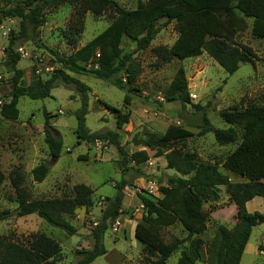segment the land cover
Segmentation results:
<instances>
[{"label": "rangeland", "instance_id": "obj_1", "mask_svg": "<svg viewBox=\"0 0 264 264\" xmlns=\"http://www.w3.org/2000/svg\"><path fill=\"white\" fill-rule=\"evenodd\" d=\"M112 1L117 3V7H109L99 16L87 14L80 34L73 33L71 29L76 9L64 4L47 12L45 25L36 33L18 38L15 51L19 53V49L23 48L30 54L29 58L20 55L21 61L17 65L24 72L23 84L28 86L36 80L48 79L55 70L61 68L55 54L59 57L69 56L81 49L119 16V9L134 10L147 0ZM22 5L23 0H0V10ZM2 21L8 25L10 35L7 38L0 37V98L9 102L14 73L5 50L11 41V33L20 32V20L3 17ZM251 24L252 21L248 20L249 28L237 35L236 42L253 50L254 64L241 65L233 75L227 74L206 53L184 61L169 58L166 50L172 47L179 36L176 22L162 20L157 23L158 34L150 47L143 51H136V44L124 39L122 49L133 53L134 61L141 68V74L130 88H138L140 92L133 91L134 95L141 94L154 103L147 105L135 97L127 109L130 111V121L120 131L116 125V114L107 106L125 111V93L105 81L67 72L89 89L86 117L88 132L99 135L118 133L120 147L127 153L125 159L119 147L110 140H104L108 142L106 148L101 149L78 140L75 134L76 113L82 103L81 94L75 85H68L58 79L53 85L52 97L44 100L20 98L18 120L8 121L0 116V170L5 176L0 185V211L11 213L8 220L0 223V240L7 238L27 245L33 238L44 235L61 246V252L53 259V264H76L80 259L77 252L93 247L92 230L106 208L107 199L114 197L116 185L124 179L127 186L121 214L104 237L107 254L92 264H149L151 258L143 254L144 246L135 238L136 225L144 214L137 194L156 201L162 197L159 188L167 186V178L178 174L168 169L166 151L137 146L135 140L163 135L170 126L185 128L193 136L175 142L171 149L196 153L203 161L217 164L231 182H243L240 176L222 167L226 157L240 143L242 134L239 133L236 144L218 145L213 132H203V124L195 115L193 105H209L207 115L215 129L229 127L221 117L223 111L264 107V40L251 35ZM181 67L185 70L184 83L192 103L185 108L180 102L165 101L167 91ZM48 68L50 71L46 70ZM37 70L41 73L37 74ZM44 111L48 114L54 134L63 140V149L60 158L50 162L51 171L47 178L37 183L31 171L38 164L49 161ZM78 185L91 188L93 194L91 206L78 208L72 215L65 216L76 228L75 236H67L37 215H18L20 202L74 197V189ZM247 210L249 213H264V200H253ZM203 211L207 216V229L199 237L204 240V252L208 254L218 226L224 225L231 229L245 214L226 193V187H220V199L204 204ZM161 235L166 243L185 240L182 247L189 243L188 233L180 224L162 230ZM249 243L241 264H264V224L254 229ZM180 252L179 248L167 264H176Z\"/></svg>", "mask_w": 264, "mask_h": 264}, {"label": "trees", "instance_id": "obj_2", "mask_svg": "<svg viewBox=\"0 0 264 264\" xmlns=\"http://www.w3.org/2000/svg\"><path fill=\"white\" fill-rule=\"evenodd\" d=\"M64 4L76 9L71 26L75 34L83 32L88 13L99 16L107 8L117 7V3L112 0H23L22 6L0 10V22L3 17L20 20V32L11 33V41L5 50L14 75L11 80L10 101L1 107L0 116L8 121L18 120L20 98H50L54 83L61 79L68 85H75L81 94V108L76 113L75 134L78 140L88 143L97 139L110 140L119 147L124 159L127 153L120 147L118 133L99 135L88 132L86 117L89 89L67 72L105 81L125 93V111L107 106L116 114V125L120 131L130 121V111L127 109L135 97L147 105L154 103L146 96L134 95L133 91L140 92L138 88H130L141 74V68L134 61L133 53L122 49L124 39L135 43L136 51H143L155 40L158 34L157 23L162 20L176 22L179 36L172 47L166 50L167 56L184 61L199 58L206 53L229 75L235 74L241 65L254 64L253 50L236 42L237 35L249 28L248 20L252 21L251 35L264 40V0H147L134 10L119 9V16L81 49L69 56L59 57L55 54L61 68L55 70L48 79H39L26 86L22 81L24 72L17 68L21 57L14 49L15 42L20 37L36 33L45 25L47 12ZM184 82L185 70L181 67L167 91V103L180 102L184 108L192 105ZM155 103L161 105L159 102ZM193 108L203 124V132H213L218 145L236 144L239 133L242 134L240 143L226 157L222 167L244 181L231 182L217 164L203 161L196 153L171 149L175 142L193 136L185 128L170 126L163 135L137 138V146L166 151L167 167L178 175L167 178V186L159 188L162 197L156 201L137 194L144 214L136 225L135 238L143 244V254L152 259L149 264H167L179 248L181 252L176 264H241L254 229L264 224V213H249L247 210V204L252 200H264V107L251 106L243 110L223 111L221 117L229 125L226 129H215L211 125L207 115L209 105L196 104ZM44 117L49 161L38 164L31 171L32 178L37 183H42L47 178L51 171L50 162L57 161L63 149V140L54 134L45 111ZM4 180L5 176L0 170V185ZM126 186L127 182L123 179L116 185L114 197L107 199L106 208L92 230L93 247L78 251L80 259L76 264H92L107 254L104 237L121 214ZM220 187H226V193L245 217L231 229L219 225L206 254L204 240L199 237L207 229V216L203 206L220 199ZM74 191V197L22 201L18 215H37L49 226L73 237L77 230L65 216L72 215L78 208L91 206L93 194V190L85 185L76 186ZM10 216L9 211H0V223ZM176 224H180L188 233L187 246L182 247L185 240L170 243L163 240L161 231ZM60 252V244L44 235L33 238L27 245L7 238L0 240V264H53V259Z\"/></svg>", "mask_w": 264, "mask_h": 264}, {"label": "built area", "instance_id": "obj_3", "mask_svg": "<svg viewBox=\"0 0 264 264\" xmlns=\"http://www.w3.org/2000/svg\"><path fill=\"white\" fill-rule=\"evenodd\" d=\"M10 35V29L8 28V25H6V23L4 21H1L0 22V37L2 38H7L9 37ZM19 54L21 55L22 58H29L30 57V54L28 52H26L23 48H20L19 49ZM36 60L39 62L38 58H36ZM47 71H50V69H46ZM37 74H40L41 71L40 70H37L36 71ZM196 99V98H195ZM7 101L3 100L0 98V110H1V107L6 103ZM108 141H104V140H100V139H97L95 140L94 142H92V144L98 148V149H101L103 147L106 148V144H107Z\"/></svg>", "mask_w": 264, "mask_h": 264}, {"label": "crops", "instance_id": "obj_4", "mask_svg": "<svg viewBox=\"0 0 264 264\" xmlns=\"http://www.w3.org/2000/svg\"><path fill=\"white\" fill-rule=\"evenodd\" d=\"M257 200L259 199V198H256ZM255 200V199H254ZM253 202V200L251 201V202H249L248 204H247V209H249V205H250V203H252ZM250 244V243H249ZM249 245H247V247H248ZM246 247V248H247Z\"/></svg>", "mask_w": 264, "mask_h": 264}]
</instances>
